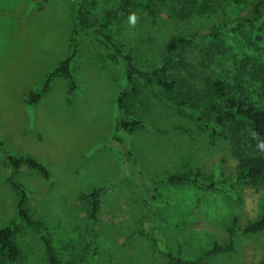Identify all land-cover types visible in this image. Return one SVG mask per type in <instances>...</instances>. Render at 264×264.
Masks as SVG:
<instances>
[{"label":"rangeland","instance_id":"374dc122","mask_svg":"<svg viewBox=\"0 0 264 264\" xmlns=\"http://www.w3.org/2000/svg\"><path fill=\"white\" fill-rule=\"evenodd\" d=\"M186 3L163 0L153 12L130 8L107 31L148 71L162 64L173 36L202 38L221 27L234 64L218 55L208 67L201 46L192 44L179 51L185 69L174 66L168 75L204 86L219 73L237 93L243 88L244 98L264 104V0ZM250 17L254 20L247 21ZM75 27L70 0H48L43 9L30 0H0V140L11 153L31 154L51 172L49 181L27 166L16 172V182L28 191L29 214L41 222L30 226L17 217L16 193L0 151V227L18 223L14 238L22 251L21 259L0 264H47L43 236L51 239L62 264H167L166 252L197 260L215 243H227L230 227L234 250L214 254L209 264H258L264 230L244 233L243 228L263 213L262 182L232 183L238 162L228 140L202 130L180 107L178 92L167 93L143 79L129 113L146 126L131 135L116 131L125 62L113 59L96 33L84 29L78 35L72 63L77 91L71 94L68 80L57 77L39 103L27 104L25 96L70 53ZM204 119L223 127L216 117ZM115 134L123 143L113 141ZM125 146L132 151L127 176L120 154ZM196 170L230 186L162 184L153 206L146 205L147 188L139 173L147 180H164ZM97 187L103 188L100 209L91 220L84 194Z\"/></svg>","mask_w":264,"mask_h":264},{"label":"trees","instance_id":"16d2710c","mask_svg":"<svg viewBox=\"0 0 264 264\" xmlns=\"http://www.w3.org/2000/svg\"><path fill=\"white\" fill-rule=\"evenodd\" d=\"M38 9H43L48 0H30ZM76 27L72 33L71 51L53 70H51L40 86L30 91L25 96L28 105L33 106L43 99L53 86L54 79L63 77L69 82V92L74 94L78 85L72 73L73 59L78 53V35L81 30H91L97 34L101 41L107 45L111 51L113 59L122 58L125 62L126 86L119 93L117 98L118 114L115 116V130L123 131L128 135L133 134L137 129L145 127V123L129 113V105L133 97L138 94L139 80L143 79L148 84L159 87L163 91L171 94L178 92L183 97L180 107L183 111L187 110L195 121L199 123L202 130L208 133L220 135L228 140L230 151L237 159L235 178L232 183L258 184L262 182L264 190V104L250 101L244 96L243 88L240 93L219 73H213L206 81L204 86L184 81L180 83L178 79L168 75L169 69L177 66L179 70L185 69V59L179 53L181 48L192 44H199L204 53L203 59L206 66L210 67L212 63L219 60L218 55L228 60L229 64H234L235 60L229 53L232 47H228L223 35L225 30L216 27L211 33L200 38L196 34L191 36L176 35L166 44L165 53L162 57V64L152 70L144 71L134 62V57L125 51L122 45L107 31L110 24L123 12L130 8L143 7L152 11L156 2L163 0H70ZM185 4L186 0H179ZM207 8V7H206ZM206 8L198 10L204 11ZM185 11V10H184ZM153 12V11H152ZM247 21H253L254 18H246ZM229 51V52H227ZM244 53V51H243ZM186 96V97H185ZM168 98V97H167ZM198 104H202L206 113L202 114ZM209 121L216 117L223 127L210 125ZM113 141L121 142L117 135L113 136ZM0 151L6 164V179L10 187L16 193V212L17 217L30 226H41V222L35 221L28 212L26 202L28 191L22 185L16 182V172L22 167L27 166L35 169L49 181L51 172L48 167L31 154H14L8 151L5 143L0 140ZM123 155L122 167L123 175L130 174L129 166L132 155L131 150L120 151ZM140 181L146 186V205L152 207L162 184H183L191 183L196 186H203L207 189L228 188L230 184H224L223 181L215 178H207L200 170L183 173H173L164 180H147L139 173ZM231 183V184H232ZM103 188L97 187L84 194L89 203V217L95 220L100 209L99 197ZM153 211L152 208H150ZM17 222L5 224L0 227V261H17L21 259V248L16 242L14 235L18 228ZM264 230V210L263 213L254 221L249 222L244 228V233H256ZM229 240L225 244L215 243L202 257L197 260H185L174 256L172 253H163L167 264H209L210 257L216 253L230 252L234 250V230L229 229ZM44 257L47 264H62L56 253L51 239L43 236ZM258 264H264L263 259Z\"/></svg>","mask_w":264,"mask_h":264}]
</instances>
